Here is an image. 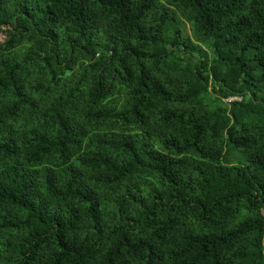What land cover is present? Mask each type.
Returning a JSON list of instances; mask_svg holds the SVG:
<instances>
[{
    "label": "trees",
    "instance_id": "trees-1",
    "mask_svg": "<svg viewBox=\"0 0 264 264\" xmlns=\"http://www.w3.org/2000/svg\"><path fill=\"white\" fill-rule=\"evenodd\" d=\"M0 264H264V0H0Z\"/></svg>",
    "mask_w": 264,
    "mask_h": 264
},
{
    "label": "rangeland",
    "instance_id": "rangeland-1",
    "mask_svg": "<svg viewBox=\"0 0 264 264\" xmlns=\"http://www.w3.org/2000/svg\"><path fill=\"white\" fill-rule=\"evenodd\" d=\"M192 28L193 27L190 24H184L183 25L182 30H183L185 37H190ZM212 96H214V94H212ZM229 101H234V100H229Z\"/></svg>",
    "mask_w": 264,
    "mask_h": 264
}]
</instances>
